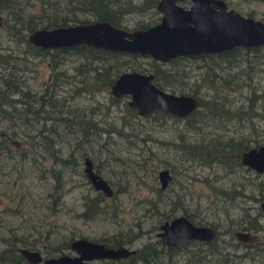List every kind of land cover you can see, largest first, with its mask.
I'll return each instance as SVG.
<instances>
[{
    "label": "rangeland",
    "instance_id": "374dc122",
    "mask_svg": "<svg viewBox=\"0 0 264 264\" xmlns=\"http://www.w3.org/2000/svg\"><path fill=\"white\" fill-rule=\"evenodd\" d=\"M223 1L264 22V0ZM106 5L122 10L115 25L125 29L161 14L143 0H1L0 264H30L20 248L41 259L73 256L66 243L74 238L108 245L121 235L133 253L117 264L135 253L133 264H264V172L239 159L264 144V44L177 55L178 63L93 46L99 51L41 54L26 45L31 29L58 25L49 24L56 11L73 24L97 19ZM131 70L195 105L183 115L138 112L128 92H110ZM246 109L249 116L236 119L233 111ZM201 149L235 158L205 159ZM84 158L108 194L93 186ZM98 193L102 209L87 216L85 204ZM175 215L210 227L211 238L163 242L159 224ZM106 260L114 259L84 264Z\"/></svg>",
    "mask_w": 264,
    "mask_h": 264
},
{
    "label": "water",
    "instance_id": "95a60500",
    "mask_svg": "<svg viewBox=\"0 0 264 264\" xmlns=\"http://www.w3.org/2000/svg\"><path fill=\"white\" fill-rule=\"evenodd\" d=\"M177 1L156 0L155 7L161 13L159 19L144 27L125 29L106 19H93L33 28L27 33L26 39L43 48L83 44L146 54L155 59L218 51L235 45L264 44V22L228 8L223 0H189L187 7ZM150 77V74L135 70L121 72L111 83L110 92L114 96L128 92V104L136 107L140 113L160 108L165 112L183 115L195 105L196 101L192 96L164 91L154 86ZM239 159L249 167L264 172V144L246 148L240 152ZM84 161V170L93 186L108 194L105 182L89 172L87 158ZM158 172L163 183L167 173L164 169ZM261 207L264 209V200ZM159 228L156 234L167 244L190 237L209 239L213 234L210 227L194 225L183 215L164 220ZM235 234L240 238L250 239L245 232L236 231ZM68 246L75 251V255L41 259L35 250L20 248V253L30 264H84L93 259L123 258L133 253L132 249L121 244L108 246L81 237L70 240Z\"/></svg>",
    "mask_w": 264,
    "mask_h": 264
},
{
    "label": "trees",
    "instance_id": "16d2710c",
    "mask_svg": "<svg viewBox=\"0 0 264 264\" xmlns=\"http://www.w3.org/2000/svg\"><path fill=\"white\" fill-rule=\"evenodd\" d=\"M4 1V0H2ZM155 1L156 0H143V5L144 6H154L155 4ZM0 3H1V0H0ZM122 12V10L120 8H114V7H111L109 8L107 5L104 6V7H99L96 11V17L97 19H106L108 21H110L112 24H117V20L119 18V15L120 13ZM65 20V17L61 14H59L57 11H56V14H54V19L53 21H51L49 24L50 25H55V24H65L66 22H64ZM47 26V25H46ZM144 27V26H142ZM26 45L32 50L34 51L35 53H41V54H46L49 52V49H53V50H64V49H72L73 51H82L84 49H90L92 51H99L98 49L96 48H93L92 46L89 47L88 45H75V46H65V47H56V48H43V47H40V46H37V45H33L29 42L26 43ZM78 48V50L76 49ZM183 59V57L181 56H176L174 58H171V62L172 63H178L179 60ZM79 91V90H78ZM0 97H2L0 95ZM251 97V98H250ZM249 97V101L250 102L254 97L255 95L254 94H251V96ZM210 108V106H208ZM234 113V116L236 117V119H239V120H243L244 118H246L247 116H249L250 112L249 110H235L233 111ZM247 115V116H246ZM2 142H5L7 141V139L3 136L2 139H1ZM257 144V143H255ZM199 155L205 159H209V158H219L221 160H230V159H234L235 156L233 154H227V153H219V154H212L211 151H207V150H199ZM102 199L103 197L101 196L100 193H98L96 195V197L89 203V204H85V212L87 214V216H91L93 213L95 212H99L101 209H102V206H100L99 202L101 200L102 202ZM128 237H122L121 236H118V237H115L111 240V242H109L108 245H112V246H115V245H118V244H122L125 242V240L127 239ZM66 245H68V242L66 243ZM145 247H142L139 251L140 253H142V251L144 250ZM139 256V254H134L132 256H129L128 258L125 259V263H128L130 262V264H133L135 259ZM0 257H1V254H0ZM124 260V259H123ZM138 260V259H137ZM107 264H117L118 262L116 261V259L114 260H106Z\"/></svg>",
    "mask_w": 264,
    "mask_h": 264
},
{
    "label": "flooded vegetation",
    "instance_id": "af4514ba",
    "mask_svg": "<svg viewBox=\"0 0 264 264\" xmlns=\"http://www.w3.org/2000/svg\"><path fill=\"white\" fill-rule=\"evenodd\" d=\"M155 2H156V1H155ZM177 2H180V0H178ZM174 57H175V56H174ZM174 57H171V58H174ZM171 58H170V59H171Z\"/></svg>",
    "mask_w": 264,
    "mask_h": 264
}]
</instances>
